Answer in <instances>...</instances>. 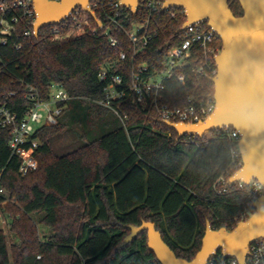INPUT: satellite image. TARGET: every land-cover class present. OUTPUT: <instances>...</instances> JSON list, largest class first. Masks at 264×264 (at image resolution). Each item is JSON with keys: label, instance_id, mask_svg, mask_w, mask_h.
<instances>
[{"label": "trees", "instance_id": "16d2710c", "mask_svg": "<svg viewBox=\"0 0 264 264\" xmlns=\"http://www.w3.org/2000/svg\"><path fill=\"white\" fill-rule=\"evenodd\" d=\"M228 4L234 15L242 14L237 0ZM124 11L123 28L58 39L54 25L42 27L37 36L25 35L31 28L20 8L5 13L12 28L4 34L0 26V39H6L0 41V101L22 116L34 101L49 99L51 84L71 99L59 104L64 108L55 124L33 133L37 168L25 175L11 152L9 130L0 127V204L8 200L1 211L14 237L8 244L0 219V264H160L145 231L125 242L128 225L142 221L153 222L176 256L190 260L201 247L207 221L213 229L231 230L247 207L253 212L246 206L247 186L218 182L232 166L225 130L177 138L155 105L142 106L127 88L142 64L147 76L165 68L168 50L181 43L182 9L149 12L139 4L136 14ZM138 23H144L138 35L145 33L148 41L133 53L124 30ZM216 42L221 46L219 37ZM120 51H126L125 60L118 58ZM201 59L192 48L190 67ZM190 67L179 69L183 83L164 81L159 104L183 106L189 94L207 96L213 85L209 76H196ZM102 68L123 76L125 95L112 108L98 103L106 84L98 78ZM74 125L80 127V144L55 153L54 136ZM36 216L49 231L43 237ZM216 256L222 258L220 249Z\"/></svg>", "mask_w": 264, "mask_h": 264}, {"label": "water", "instance_id": "95a60500", "mask_svg": "<svg viewBox=\"0 0 264 264\" xmlns=\"http://www.w3.org/2000/svg\"><path fill=\"white\" fill-rule=\"evenodd\" d=\"M90 1L32 0L33 35L37 36L42 27L60 24L77 7L101 25ZM141 1L120 0V4L136 14ZM237 1L242 9L239 16L234 15L228 0H164L162 10L183 9L185 21L180 30L190 24L205 23L219 37L221 48L215 56L217 72L209 77L213 85L207 97L214 99L213 111L195 123L162 122L176 132L177 138L202 137L221 128L235 129L240 135L238 146L243 164L228 183L256 179L262 191L252 204L253 212L231 230L213 229L207 221L201 247L190 260L176 256L153 222L128 225L130 232L125 242L145 231L147 247L160 264H207L219 249L224 257L245 264L248 246L264 239V0Z\"/></svg>", "mask_w": 264, "mask_h": 264}, {"label": "built area", "instance_id": "2783aa9c", "mask_svg": "<svg viewBox=\"0 0 264 264\" xmlns=\"http://www.w3.org/2000/svg\"><path fill=\"white\" fill-rule=\"evenodd\" d=\"M59 1V0H51ZM164 0H142L140 4L149 12L162 10ZM90 8L95 12H99L96 16L100 20L98 25L81 7L75 8L70 15L58 25H54L53 39L78 36L85 33H96L99 28L103 29L107 34L110 28H123L120 23V17H125L124 8L120 4V0H91ZM20 8L23 18L31 29H27L24 34L33 33L32 25L35 21V11L32 6V0H1L0 1V26L4 30L2 33L10 34L12 24L5 19V13L8 9ZM182 12L184 13L183 9ZM174 16L175 13L172 12ZM185 15V13H184ZM16 16L12 18V22H16ZM144 23L133 24L129 30H124L128 37L133 53L141 50L147 44L148 38L146 34L138 35L143 28ZM181 43L178 46L168 50L165 68L154 74L147 76V67L142 64L137 70L132 71L128 90L133 94L137 102L142 106L151 105L156 108L158 117L161 121L167 120L171 122L195 123L204 120L214 109L215 102L210 97H198L189 94L186 97V104L183 106H169L167 104H159L161 92L165 89L164 81L175 78L178 82L185 81V74L180 72L182 67H190L188 61L191 56L192 48H196L202 57L199 64L190 67V72L196 76H214L217 72L215 64V56L219 53L221 46L217 44V34L205 23H195L187 25L181 30ZM5 37L0 39L1 43H5ZM111 46L116 45V40L110 37ZM126 51H120L118 58L125 60ZM188 64V65H186ZM98 78L104 81V97L98 101L105 107H111L112 103L120 100L125 95L123 88V76L116 71L108 72L102 68L98 73ZM69 93L58 84H51L48 100H36L25 110L22 116L12 110L5 103L0 101V127L8 129L10 132L9 145L13 155L20 159L19 173L25 175L37 168V160L34 156V150L37 147V139L32 138L36 129L42 126L55 124L57 118L61 115L66 101L70 100ZM113 111L118 114L116 109ZM123 117H126L125 115ZM225 130L228 137L229 151L232 158V166L228 172L222 175L218 182L220 185H227L228 179L243 164L241 152L238 146L240 135L233 128H221ZM209 134V133H208ZM196 138V136H189ZM237 188L248 187L246 206H251L255 199L261 194L262 187L256 179L249 180L248 183L241 181L235 182ZM223 186L219 192H221ZM2 189L0 188V193ZM5 201L1 202L3 205ZM253 208V207H252ZM251 213L247 207L237 220H244ZM217 253V252H216ZM207 264H239L238 260L231 257L218 258L213 255ZM245 264H264V239L257 240L248 246V254Z\"/></svg>", "mask_w": 264, "mask_h": 264}, {"label": "rangeland", "instance_id": "374dc122", "mask_svg": "<svg viewBox=\"0 0 264 264\" xmlns=\"http://www.w3.org/2000/svg\"><path fill=\"white\" fill-rule=\"evenodd\" d=\"M4 31L3 29L1 30ZM80 132V127L78 125H74L71 128H65L61 130L57 135L53 138V151L58 154H63L67 152L69 149H72L80 144V141L78 140L77 134ZM210 134V133H209ZM8 203V200L5 199V203L3 205H0V219H1V226L5 231L6 239L8 244L11 243L12 240H14V237H12V234L8 231V225H7V218H5V215L1 211L3 207ZM39 216L35 217V220L37 221V227L38 232L41 237L48 234V229L40 224L38 222Z\"/></svg>", "mask_w": 264, "mask_h": 264}]
</instances>
